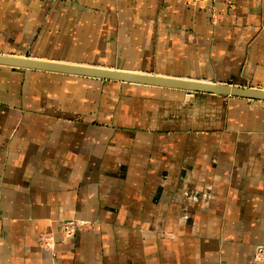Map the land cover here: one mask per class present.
<instances>
[{"label":"crops","instance_id":"obj_1","mask_svg":"<svg viewBox=\"0 0 264 264\" xmlns=\"http://www.w3.org/2000/svg\"><path fill=\"white\" fill-rule=\"evenodd\" d=\"M0 54L264 90V0H0ZM259 247L264 101L0 65V264Z\"/></svg>","mask_w":264,"mask_h":264},{"label":"water","instance_id":"obj_2","mask_svg":"<svg viewBox=\"0 0 264 264\" xmlns=\"http://www.w3.org/2000/svg\"><path fill=\"white\" fill-rule=\"evenodd\" d=\"M0 65L67 75L86 76L122 83L197 92L222 97H235L254 101H264V90L231 84L142 75L98 67L50 62L30 57H19L3 54H0Z\"/></svg>","mask_w":264,"mask_h":264},{"label":"built area","instance_id":"obj_3","mask_svg":"<svg viewBox=\"0 0 264 264\" xmlns=\"http://www.w3.org/2000/svg\"><path fill=\"white\" fill-rule=\"evenodd\" d=\"M84 224L81 221L69 220L65 221L62 224L61 231L62 235L67 239L74 236L78 231L83 228ZM41 243L46 247H52L54 239L50 235L41 236ZM264 250L262 247H259L256 251V259H260L263 256Z\"/></svg>","mask_w":264,"mask_h":264},{"label":"bare ground","instance_id":"obj_4","mask_svg":"<svg viewBox=\"0 0 264 264\" xmlns=\"http://www.w3.org/2000/svg\"><path fill=\"white\" fill-rule=\"evenodd\" d=\"M39 60H41V59H39ZM45 61H49V60H45ZM50 62H56V61H50ZM59 63H63V62H59ZM65 64H69V63H65ZM74 65H76V64H74ZM104 69H106V68H104ZM111 70H113V69H111ZM117 71H120V70H117ZM120 72H126V71H120ZM130 73H133V72H130ZM136 74H138V73H136ZM142 75H147V74H142ZM161 77H164V76H161ZM185 80H188V79H185ZM201 82H204V81H201Z\"/></svg>","mask_w":264,"mask_h":264},{"label":"rangeland","instance_id":"obj_5","mask_svg":"<svg viewBox=\"0 0 264 264\" xmlns=\"http://www.w3.org/2000/svg\"><path fill=\"white\" fill-rule=\"evenodd\" d=\"M130 84V83H129Z\"/></svg>","mask_w":264,"mask_h":264}]
</instances>
